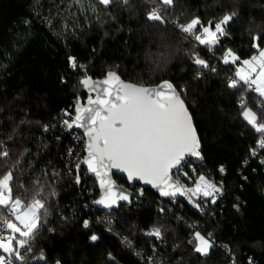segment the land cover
Wrapping results in <instances>:
<instances>
[{
    "label": "trees",
    "instance_id": "trees-1",
    "mask_svg": "<svg viewBox=\"0 0 264 264\" xmlns=\"http://www.w3.org/2000/svg\"><path fill=\"white\" fill-rule=\"evenodd\" d=\"M59 3L60 0H0V141L15 149L13 156L28 149L24 160H32L33 168L28 169L25 164L26 171L21 176L28 187H32L28 177L33 170L36 175L47 172L48 183H52L53 172L59 174L55 177L57 196L53 201L57 207L34 242V254L42 249L47 264H56L57 260L60 264H107L109 252L119 264H147L145 257L153 255L154 238L145 237L143 231L158 223L169 229L155 253L163 264H230L232 257L238 264H248L249 257L253 264H264V170L250 158L247 165L243 164L259 136L240 115L237 103L240 93L231 94L226 88V80L234 74L235 67L225 71L223 65L217 64L222 50L213 56L200 47L195 49L218 67L217 73L204 72L203 78L197 80L192 71L195 66L190 65L185 54L192 49L193 41L184 39L172 24L165 30L163 26L145 23L142 0H132L130 10L117 9L113 13L115 20L102 17L106 21L103 24L94 15L85 24L80 16L75 34L66 32L63 21L56 16L54 5ZM234 3L237 17L223 47L232 48L247 59L256 53L250 46L249 28L264 26V0H175L171 17L184 22L196 15L207 21L224 11H232ZM50 13L51 25L45 19ZM165 44L182 51L167 70L160 71L147 53L157 55L165 50ZM68 55L87 66L88 75L94 79L111 69L126 81L142 80L154 85L168 79L186 86L188 105L202 142V163L222 180V199L216 205H208L201 215L179 201L171 204L144 190L140 201L113 210L110 217L114 232L107 235L96 220L104 211L92 206L98 196L94 179L87 177L82 168L81 184L77 186L75 168L69 173L65 167L67 151L74 143L69 134L59 130L58 117L64 109L73 111L77 95L82 100L87 97L78 82L82 72H73L68 67ZM61 76L67 83H61ZM248 99L250 106L259 100L254 93H248ZM44 125L49 126V132L42 131ZM13 128L16 132L9 141L7 135ZM221 165L226 170L223 177L217 173ZM114 180L126 186L123 178L114 176ZM161 202L166 209L171 207L172 212L158 215L157 205ZM233 204L238 205L239 211ZM59 216L67 219L61 220ZM176 216L184 219L177 221ZM83 219L90 220L87 230L82 227ZM185 222L201 225L205 234L213 233L217 247L208 258H197L191 253L187 241L192 230ZM48 227L53 231L48 232ZM92 232L99 236L95 243L88 239ZM124 237L133 241L135 249L143 251L141 259L121 245L120 238ZM174 244L180 247L173 250ZM225 244L231 255L220 247ZM25 260L26 264H35L30 254L25 255Z\"/></svg>",
    "mask_w": 264,
    "mask_h": 264
},
{
    "label": "snow or ice",
    "instance_id": "snow-or-ice-1",
    "mask_svg": "<svg viewBox=\"0 0 264 264\" xmlns=\"http://www.w3.org/2000/svg\"><path fill=\"white\" fill-rule=\"evenodd\" d=\"M145 23L153 27L172 24L183 34L184 39L193 41L192 49L185 52L194 65L195 79H202V73L218 72L217 65L202 58L201 53L195 51L200 47L212 53L222 50L217 57V64L223 65L225 71L235 67L233 76L226 80V88L231 94L240 93L238 107L243 121L259 134L256 146L249 149V156L243 161L247 165L249 158L260 156L259 163L264 165V26L254 25L249 28L250 46L257 54L248 59H242L232 48H224V40L229 36V28L235 23L237 17L236 5L232 11H224L222 15L204 21L201 17L193 15L191 19L180 22L179 18H172L175 11V0H142ZM63 5V8H61ZM132 0H60L54 5L56 16L63 21V29L75 34L80 26L79 17L83 23L88 24L90 15L101 24L106 21L102 17L115 20L114 12H121L132 8ZM79 14V15H77ZM51 25L52 15L45 18ZM71 21V24L68 23ZM25 24L28 21L24 22ZM165 50L157 55L147 53L148 58L160 71L167 70V66L182 50L172 49L167 44ZM68 67L73 71L82 72L79 84L87 93L86 101L77 95L73 111L62 110L60 121L61 130L80 129L83 134V156L68 149V164L71 157H77L74 182L81 184L82 165L86 172L94 176L99 186V198L93 204L106 211L105 223L108 231H112L110 218L113 210L131 206L133 201H140L144 196L143 185L154 189L161 200L171 204L177 203V197H184L201 215L209 204L216 205L224 195V185L221 181L209 180L203 172L197 175L196 168L192 167L191 160L202 162V142L194 117L188 105V89L184 85L176 84L172 80L163 79L157 84H146L140 81H126L114 70H108L102 79H94L88 75L87 66L78 63L73 55L67 57ZM183 70V69H182ZM61 83H67L61 76ZM248 93H256L260 98L254 106H250ZM24 123V121H21ZM55 128V125L52 126ZM49 126L44 125L42 131L49 132ZM16 129L7 135L11 141ZM59 140V136L56 137ZM259 150V151H258ZM27 148L12 155L15 149L10 148L4 141H0V264H26L25 255H32L35 264H47L44 251L34 254V242L41 230L49 222L51 211L57 207L53 203L57 196L55 190V177L59 174L53 172L52 183L45 177L47 172L42 171L36 175L33 170L29 174L28 187L21 181L25 173L24 167L33 168L32 160H24ZM191 168V175L183 169ZM113 170L126 177L128 188L118 186L113 180ZM255 171V169H253ZM72 168H69V173ZM221 176L225 175V168H218ZM181 177L190 183L182 182ZM195 177V179H193ZM247 179V177H242ZM140 185V186H138ZM239 200V197H237ZM85 207H87L85 205ZM233 207L239 211L237 204ZM171 213L172 208H165L163 202L157 205L160 216ZM59 219L66 220L64 216ZM177 221L184 218L176 216ZM99 221V218H98ZM83 229L90 228V220H82ZM186 223L192 231L189 233L187 243L191 245V253L197 258H208L211 251L217 247L213 233L200 229L198 225ZM169 229L163 225L154 224L143 235L154 238L152 256L147 257V264H163L155 257L157 248L166 239L164 232ZM48 232L53 229L48 227ZM90 242L95 243L99 236L92 232L88 235ZM121 244L133 250L137 256L144 254L135 251L133 241L128 237L121 240ZM180 247L173 245V250ZM231 255L228 245H220ZM56 264H60L57 260ZM107 264H119L111 252L107 255ZM235 264V257H232ZM248 264H253L251 257Z\"/></svg>",
    "mask_w": 264,
    "mask_h": 264
},
{
    "label": "built area",
    "instance_id": "built-area-1",
    "mask_svg": "<svg viewBox=\"0 0 264 264\" xmlns=\"http://www.w3.org/2000/svg\"><path fill=\"white\" fill-rule=\"evenodd\" d=\"M190 39V38H189ZM191 40V39H190ZM234 74H231L230 76H233ZM239 100V99H238ZM237 103H238V101H237ZM60 116L58 117V128H59V130L61 131V132H63L64 134H69L70 135V137H71V139H72V141H73V143H74V146H72V147H70V148H72L73 149V151H74V153H79L80 155H81V158H82V156H83V148H84V145H83V136H82V134L81 133H79L78 131H76V130H70V131H68V130H61V127H60V121H61V118H62V111L60 112V114H59ZM74 115V114H73ZM256 135H258L259 136V134H257L256 133ZM260 138V137H259ZM259 151V150H258ZM67 153H68V151H67ZM260 156H257V157H255V158H250V159H252L253 161H255L257 164H259L260 165V163H259V160H260ZM71 164H68V160H69V157H68V155L66 156V161H67V163H66V169L67 170H69V168L71 167L72 169H74V167H72L75 163H76V160H77V157L75 156V155H73L71 158ZM191 162V164H192V167H194V168H196V171H197V175H199L201 172H203V174L209 179V180H215L217 183H220L222 180L220 179V178H216V177H214L210 172H209V170L208 169H206L205 167H204V165H203V163L202 162H199V161H195V160H191L190 161ZM260 166H262L263 167V170H264V165H260ZM219 168V167H218ZM218 168H217V173H218V175L220 176V177H223V176H221L220 175V173L218 172ZM183 171L184 172H188L189 173V175H191V168H185V169H183ZM84 174L87 176V177H90L89 175H88V173L86 172V170L84 169ZM92 178V177H91ZM193 179H195V177H193ZM181 181L182 182H186V183H190V181H186L183 177H181ZM222 199V197L217 201V202H219L220 200ZM209 205H211V204H209ZM104 211V213L102 214V216L101 217H97V224L98 225H101V227L103 228V231L107 234V235H113V232H114V230H113V222H112V224L110 225V227H111V229H112V231H108V225H106V223H105V214H106V211L105 210H103ZM98 218H99V221H98ZM111 218V217H110ZM112 219V218H111ZM196 225H198V224H196ZM199 226V228L200 229H203V227L201 226V225H198ZM192 230V229H191ZM123 238H120V243H121V240H122ZM122 245V244H121ZM122 246H124V245H122ZM125 247V246H124ZM127 250H129L131 253H132V255H133V257H135V258H142L143 256H137V255H135L134 254V252H133V250H131V249H128L127 247H125ZM135 248V247H134ZM135 251H138V252H141V253H143V251L142 250H137V249H135ZM144 254V253H143ZM148 256H152V255H148ZM148 256H146L145 257V259L147 260V257ZM230 264H232V258H231V263ZM235 264H238V263H236L235 262Z\"/></svg>",
    "mask_w": 264,
    "mask_h": 264
},
{
    "label": "water",
    "instance_id": "water-1",
    "mask_svg": "<svg viewBox=\"0 0 264 264\" xmlns=\"http://www.w3.org/2000/svg\"><path fill=\"white\" fill-rule=\"evenodd\" d=\"M102 78H103V77L98 78V79H102ZM86 99H87V97L84 99V101H86ZM72 130H76V131H78L79 133L82 134V130H80V129H72ZM82 136H83V134H82ZM83 138H84V137H83ZM193 160H194V159H193ZM82 168H84V169L86 170L85 166H83V165H82ZM88 175H89L90 177H92V178L94 179V181H95L94 176H92V175L89 174V173H88ZM114 176L121 177V178H123V179L126 181V177H124V175H123L122 173L116 172V170H113V180H114ZM114 181H115V180H114ZM115 182H116V181H115ZM95 184H96V186H97V191H98V196H97V198H99V194H100L99 186H98V183H96V181H95ZM116 184H117L118 186H122V187H124V188H128L130 191L132 190L131 188H129V185L127 184V181H126V186H124V185H120V184H118L117 182H116ZM77 186H79V185H77ZM138 186H140V185H138ZM142 187L144 188V190H149V191H151L154 195H156L158 198H160L159 195H158V193H157L154 189H152L150 186H148V185H143ZM97 198H96V199H97ZM141 198H142V197H141ZM160 199H161V198H160ZM177 201H179V202H181L182 204H184V205H185L189 210H191L192 212H194V213H196V214H199L195 209H193V208L191 207V205L188 204L187 200H185L184 197H177ZM92 206L95 207L96 209L104 210V209H102L100 206L93 204V202H92Z\"/></svg>",
    "mask_w": 264,
    "mask_h": 264
},
{
    "label": "rangeland",
    "instance_id": "rangeland-1",
    "mask_svg": "<svg viewBox=\"0 0 264 264\" xmlns=\"http://www.w3.org/2000/svg\"><path fill=\"white\" fill-rule=\"evenodd\" d=\"M255 54H257V53H255ZM252 56V55H251ZM248 59V58H247ZM256 96H257V94L256 93H254ZM258 97V96H257ZM259 98V97H258ZM260 99V98H259Z\"/></svg>",
    "mask_w": 264,
    "mask_h": 264
}]
</instances>
